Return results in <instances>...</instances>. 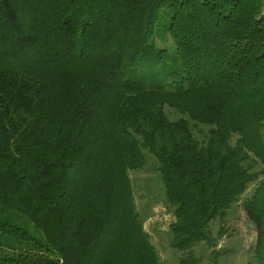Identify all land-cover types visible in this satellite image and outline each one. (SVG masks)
Returning <instances> with one entry per match:
<instances>
[{
    "label": "trees",
    "instance_id": "trees-1",
    "mask_svg": "<svg viewBox=\"0 0 264 264\" xmlns=\"http://www.w3.org/2000/svg\"><path fill=\"white\" fill-rule=\"evenodd\" d=\"M144 150L170 245L218 264L209 224L264 172V0H0V264H159ZM243 206L264 264V182Z\"/></svg>",
    "mask_w": 264,
    "mask_h": 264
},
{
    "label": "rangeland",
    "instance_id": "rangeland-1",
    "mask_svg": "<svg viewBox=\"0 0 264 264\" xmlns=\"http://www.w3.org/2000/svg\"><path fill=\"white\" fill-rule=\"evenodd\" d=\"M163 45L173 46L171 40ZM165 110L172 120L182 116L169 107H166ZM208 129V126L198 124L194 128V132L201 139L208 133ZM236 138L235 135L232 143ZM144 154L145 167L130 171V177L133 183L136 208L158 253L159 264H180L181 257H186L191 253L203 264H209L213 259V248L204 241L195 243L191 252L179 251L170 245L169 225L175 220L173 209L166 200L165 186L157 170L158 163L155 157L147 150H144ZM251 157H255L253 153ZM253 171H264V164L260 160H256L253 163ZM262 182H264V172L259 175L257 180L249 184L241 200L230 207L226 221L223 222L220 218H215L210 222L209 230L212 237L215 238L214 250L219 254L218 264H248L250 262L256 264L254 259L257 241L255 223L248 218L243 204L251 198L255 189ZM221 225L223 232L219 234Z\"/></svg>",
    "mask_w": 264,
    "mask_h": 264
}]
</instances>
